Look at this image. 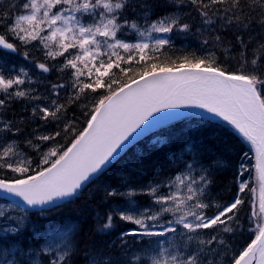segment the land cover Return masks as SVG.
I'll list each match as a JSON object with an SVG mask.
<instances>
[{
  "label": "snow or ice",
  "instance_id": "snow-or-ice-1",
  "mask_svg": "<svg viewBox=\"0 0 264 264\" xmlns=\"http://www.w3.org/2000/svg\"><path fill=\"white\" fill-rule=\"evenodd\" d=\"M5 3L6 8L0 7V27L6 30L0 33V52L17 54L19 41L25 49H42L53 61L63 57L58 71L71 69L70 84L53 83L51 96L57 99H51V105L37 104L32 115L38 110L41 120H59V114L66 113V105L58 101L60 89L70 87L68 105L82 101L86 120L67 146L57 142L41 151V145L34 143L55 142L59 131L26 140V147L39 154L38 162L9 139V133L16 137L20 129L11 121H0V195L15 198L12 205L16 207L22 203L28 209L41 210L68 200L98 177L135 139L134 133L140 135L162 123L158 113L202 109L235 129L254 153L259 203L257 211L256 189L250 188L254 194L250 242L228 257L231 246L219 235L232 234L233 225L239 223V206L244 203L240 193L249 188V181L240 177L250 168L240 164L239 192L233 201L215 203L210 196L213 165L189 146L170 157L177 165L175 174L144 192L151 201L148 207L137 209L130 199L127 210H115L119 220L135 225L120 234L121 256L117 259L85 247V264H264V74L260 67L264 32L251 59L248 57L253 21L264 29V0H165L171 11L156 18L153 9L157 5L151 0H0V5ZM185 9L187 15L198 14L205 30L218 23L222 28L235 26L240 45V64L235 71L223 67L215 52L207 56L192 53L193 58L185 55L179 62H157L156 53L163 55L171 46L170 39L160 37L192 30L184 18ZM244 32H249L247 42ZM132 34L135 42L128 39ZM215 41L222 44L219 35ZM202 43L207 45L209 40ZM224 52L227 58L231 48ZM23 58L29 60L27 52ZM35 67L43 73L52 70L45 62H35ZM4 73L5 66L0 65V109L6 100L44 99L36 90L23 87L34 82L24 67ZM63 131L65 136L73 131L72 122ZM247 157L245 152L241 159ZM222 163L213 162L216 167ZM107 195L132 198L136 191L110 190ZM213 207L216 211L209 215L207 210ZM27 219V214L0 210V264H74L72 257L79 247V242L73 243L74 229L62 231L58 237L41 236L37 231L25 247ZM113 220L109 213L103 230L112 228ZM126 237L141 247L129 249ZM222 256L227 258L222 260Z\"/></svg>",
  "mask_w": 264,
  "mask_h": 264
},
{
  "label": "trees",
  "instance_id": "trees-1",
  "mask_svg": "<svg viewBox=\"0 0 264 264\" xmlns=\"http://www.w3.org/2000/svg\"><path fill=\"white\" fill-rule=\"evenodd\" d=\"M155 3L157 7L153 9L154 15H163L166 12L171 11V9L166 5L165 0H151ZM0 7H7V4L0 5ZM189 10L185 9V19L192 26V30L188 33H178L177 32V42L175 44L171 43L168 47L167 52L161 55L159 52V60L157 62H164L165 60L177 59L189 55L190 58L192 53L196 56H201L202 51L197 48H180L182 43L190 42L195 44H202L204 39L209 40L207 45H203V49L208 52H215L216 59L221 63L223 67L229 71H235L240 64L239 52L240 45L236 40L237 30L235 26L232 28H222L218 23L205 30L206 26L202 25L201 19L198 14L192 12L191 15H187ZM199 29V31H197ZM3 27H0V33L5 32ZM264 32L260 26L253 21V27L251 29V35L253 36L252 42L248 44V57L249 60L252 57V49L256 47L257 42L260 39V34ZM219 35L222 44L218 45L215 41V36ZM11 38V36H9ZM243 38L245 42L249 39V32L243 33ZM19 48L18 55L24 56L27 52L29 55L28 63L34 64L35 62H45L52 66V70L49 73H44L45 77L49 81L55 83H64L66 85L70 84L71 80V69H67L64 72L58 71L59 64L62 62L63 57L57 58L53 61L48 59L42 49L38 47L29 46L27 49L23 45L16 41ZM224 48H231V52L226 58ZM163 51V50H161ZM197 51H200L198 53ZM233 57H236L233 59ZM127 67V65H125ZM138 67V66H137ZM261 72L264 74V61L261 62ZM43 73V72H42ZM131 75V74H130ZM45 89H40V95L44 97ZM71 88L60 89V96L58 101L66 105V113L61 112L59 120H53L51 117L47 121L41 120L39 117L42 115L37 110V115H32V110L37 104H42L41 101H33L26 99V101H16L14 99L6 100V106L0 109V119L3 122L11 121L14 127L20 129L19 134L16 137H12L9 133V139H14L18 142L19 147L27 155H29L34 161H39V154L35 152L31 147H26L25 141L32 139L35 134H50L59 131L61 135L57 137L55 142H41L34 140V143L41 145V151L47 148L48 145L57 143L61 146H67L73 138L74 133H78L85 126L86 117L84 116V109L81 107L82 101H77L70 106L68 105V95L71 92ZM91 96L92 94L89 93ZM3 98V97H0ZM51 99H57L52 97ZM51 99L49 105H51ZM87 103V101H83ZM72 122L73 131H70L67 136L64 135V126L66 123ZM154 135H159L163 138V141H167L166 145L161 148L155 149L156 147L151 146L150 137H145L136 144L131 146L126 150L118 160H116L112 165L107 167L95 180L91 181L78 195L77 197L67 201L62 206L63 209L57 207L55 209L58 217L65 216L71 218L73 221L77 222L78 230L76 232V238H79L83 243L87 242L89 249L100 250L101 248L106 249V255H113L114 241L113 238L120 235V233L127 230L128 225L123 224L115 215L113 206L110 203V197L107 195V190L105 185L110 187L118 186L121 180L120 176H138L144 178L146 174H154V176H160V172L168 167L171 162L170 157L172 156L171 146L173 148L181 146H194L197 151L205 156V160L208 159V164L213 165V183L210 186V196L212 201L219 204L230 203L235 198L238 193L237 182V165L236 160L241 156L242 153L250 151L249 146L243 141L242 137L237 134V132L224 122L220 121H210L207 119L199 117H187L176 123L169 125L167 128L157 131ZM47 146V147H46ZM174 149V150H176ZM215 160H221L222 166L216 167L213 162ZM129 163L124 165L123 163ZM207 162V161H206ZM122 163V164H121ZM120 164L119 167H117ZM169 169H177V166L171 163ZM129 167L125 170V168ZM134 174H132V169ZM157 172V174H156ZM159 174V175H158ZM141 175V176H140ZM143 175V176H142ZM105 181V183H104ZM148 181V180H147ZM104 185V186H103ZM250 188H255L256 205L258 211V182L253 175L249 181V188H246L243 193H240L241 197L244 199V203L239 206L238 211V221L239 223L233 225L235 231L232 234H226L219 232V235L227 238L228 244L231 246V250L228 252L227 256H232L233 252L238 254V251L246 246V243L250 242L252 234L248 231L249 227V216L251 214V205L253 203V193L249 190ZM86 204L87 209L84 207ZM54 209V210H55ZM208 214L211 215L215 213L216 208H210L207 210ZM82 212L83 214H80ZM109 213L114 215L113 227L108 230H103V223L106 222V217ZM78 215L84 217L83 223L79 221ZM38 222L34 220L33 223ZM231 223V222H230ZM93 226V227H92ZM222 227V226H219ZM96 228L97 234L94 230ZM213 231V230H205ZM128 240V238H125ZM91 240L95 243L91 244ZM121 240V239H119ZM121 244V243H120ZM117 251V250H115ZM119 256L113 255L114 258H119ZM227 257H221V259H226ZM74 264H80L75 257H72Z\"/></svg>",
  "mask_w": 264,
  "mask_h": 264
},
{
  "label": "rangeland",
  "instance_id": "rangeland-1",
  "mask_svg": "<svg viewBox=\"0 0 264 264\" xmlns=\"http://www.w3.org/2000/svg\"><path fill=\"white\" fill-rule=\"evenodd\" d=\"M153 35H155V34H153ZM176 36H177V32H174L170 36L160 37V38L170 39L171 43L175 44L177 42ZM149 39L151 40V37ZM131 41L135 42V35L133 36ZM188 45L190 46V48H197L198 50H201L203 52L202 55H206V51L203 49L202 44H195V43L191 44L190 42H187V43H182V45H180L179 47L180 48H187ZM197 52L200 53V51H197ZM0 65L5 66V73H4L5 75L8 74V70H14V71L18 72L21 67H24L29 72L30 76L32 77V80L34 81L30 85L26 84L25 86H23L25 88L33 89V86L36 85L38 83V81H41V72L39 71V69H37L35 67V65H29L28 63L23 62V58H11V57L4 55L0 52ZM162 142H163V139L154 138L153 142L151 143V146L153 148L156 147L155 149L161 148L163 146ZM50 146L51 145H48V147H50ZM188 147H189V145L183 146L182 148H188ZM182 148L177 149L176 153H180ZM43 150L46 151L47 148H44ZM243 154L238 158V160H236V163H235L237 165V170H238L237 177L239 176V172H240V164L244 163L245 165H247L250 168V171L245 172L243 177H240V179L249 181V179L252 176V172H253V168H254V164H255V157L253 155L248 154L247 158L241 159L243 157ZM187 155H188V153H185V156H187ZM171 163L172 162H170L168 164V167H170V165H172ZM126 164L128 166H130L128 161H127V163L122 164L123 167ZM119 166H120V164L117 167H119ZM168 167L163 169V171L160 172L161 173L160 176H156V175L154 176V174H146L145 179H144V178H140L139 174H138V176H135V177L132 175V183H131L130 178H128V176H124L125 177V179L123 181L124 186H122V188H120L118 190H116L113 187L103 185L105 187V189L107 190V192L110 190H116L117 192H120V193H126L129 190H135L136 191V195L133 196L132 198H128L127 196H124V195L114 196V197L118 198L120 201L118 200L119 202L112 204L113 210L114 211L118 210V209L119 210H127L129 208L130 199L132 202H134V206L137 209H143L145 207H148L151 204V201H150V198L144 194V192H146L147 189L150 186H152L154 183H156L160 180L166 179L167 177L175 174L176 169H174V168L169 169ZM128 168L129 167L125 168V170ZM131 171H132V174H134V172H136V171H133V167H132ZM156 174H157V172H156ZM104 183H105V181H104ZM238 187H239V184H238ZM63 208H64V206H62L60 209H63ZM21 209H23V208L20 206L16 207V206L12 205L11 201H7V200L0 198V210L11 211L17 215L27 214L28 219L26 221V227H25L26 230L28 229V227L31 224L33 219L39 220L36 223H32L31 230L28 232L29 238H31V235H30L31 232H33L34 230H36L39 227H40V231H41L42 236H44L46 234H52L53 236L58 237V234L60 232L65 231L68 228L74 229V236L76 235V232L78 230L77 222L74 223V221L71 218L63 217L61 215L58 217V215L56 213H58L60 211V209L57 212H56L57 209H55V210L53 209V210H48V211L41 212V213L36 212V211H34V212L28 211L26 209H23V211H21ZM38 213H40V214H38ZM117 218L119 220L118 215H117ZM168 218L169 217H165L163 219L166 220ZM119 221L125 225L130 226L129 229L135 228V225L125 223L121 220H119ZM126 238H128V246L127 247L129 249H136V248L141 247V245L135 244L132 242L133 238H131V237H126ZM30 242H32V240H29L27 242V244ZM73 243H74V240H73ZM92 250H94V249H92ZM95 251L101 252V253L106 255V249L105 248H104V250L101 249V250H95ZM129 255H131V252H129ZM73 262H74V260H73Z\"/></svg>",
  "mask_w": 264,
  "mask_h": 264
},
{
  "label": "bare ground",
  "instance_id": "bare-ground-1",
  "mask_svg": "<svg viewBox=\"0 0 264 264\" xmlns=\"http://www.w3.org/2000/svg\"><path fill=\"white\" fill-rule=\"evenodd\" d=\"M9 39H11L10 37H8ZM30 65H35V63L34 64H31L30 63ZM53 83H55V82H51V81H49L48 80V78L47 77H45V75H44V73H42L41 72V81H38V83L36 84V85H34L33 86V89L34 90H36V92L38 93V94H40V89H45L44 90V92H45V95H44V99H45V101H43V102H41L42 104H40V105H49V101H50V99H51V85L53 84ZM41 96H42V93H41ZM14 100H16V101H26V99H23V100H21V99H14ZM1 120V119H0ZM1 121H3V120H1ZM167 141H163L162 143L164 144V145H166L167 143H166ZM183 146H179V147H177V149H179V148H182ZM171 148V152L172 153H176L177 152V149L176 148H173V147H170ZM174 149H176V150H174ZM203 158H204V161L208 164V159L207 160H205V156H203ZM174 165H176V164H174ZM121 178V180L119 181V184H118V186H115L114 188L116 189V190H118V189H120V188H122V186H124V183H123V181H124V179H125V177H122V176H120ZM128 178H130V180H131V183H132V177H130V176H128ZM236 185H237V187H238V183L236 182ZM239 188V187H238ZM110 203L109 204H115V203H117V202H119L120 200L118 199V198H116V197H110ZM119 200V201H118ZM84 207L87 209V206H86V204L84 205ZM80 214H83L82 212H80ZM63 217H65V216H63ZM78 218H79V221H81L82 223L84 222V221H86L85 219V215H84V217L83 216H81V215H78ZM33 221H34V219L32 220V222H31V224L29 225V227H28V229L26 230H24V238H23V244L26 246L27 245V242L29 241V240H32V236H34L35 234H36V232L37 231H39V233H40V235H41V231H40V227L39 228H37L36 230H34L33 232H31V238H29V234H28V232L31 230V227H32V223H33ZM70 221V220H69ZM71 222V221H70ZM74 223H75V221H74ZM93 227V226H92ZM129 227L130 226H128V228H127V230H130L129 229ZM94 230H95V232H96V234H97V230H96V228H94ZM121 234V233H120ZM42 236V235H41ZM76 237V235L74 236V238H73V240H74V243H77V242H79V247H78V249H77V251H76V254L73 256V257H75L76 258V260L80 263V264H85V256H84V250H85V247H87V248H90V247H88V246H90V245H88V244H85V243H83V241L82 240H80L79 238H75ZM119 239H121V237H120V235H118L117 237H115V238H113V241H114V250H113V255H116V256H119L121 253H122V249H121V240H119ZM93 243H95L94 241H92L91 240V244H93ZM101 249H103V248H101ZM100 249V250H101ZM104 250V249H103ZM115 250H117V251H115Z\"/></svg>",
  "mask_w": 264,
  "mask_h": 264
},
{
  "label": "water",
  "instance_id": "water-1",
  "mask_svg": "<svg viewBox=\"0 0 264 264\" xmlns=\"http://www.w3.org/2000/svg\"><path fill=\"white\" fill-rule=\"evenodd\" d=\"M188 113H201V114H204V115H209V116H212V117H215L213 116L212 114L202 110V109H197V108H182V109H169V110H165L163 111L162 113H158L157 116H160V117H163V122L156 125V126H150L147 130H145L144 132H142L140 135H136L135 133L133 134L135 136V139L131 141V143L133 141H135L137 138H139L140 136H142L143 134L147 133V132H150L152 131L153 129H155L156 127H159L160 125L164 124V123H167L169 121H172V120H176L180 117H182L183 115L185 114H188ZM217 119H220L218 117H215ZM139 131V130H138ZM130 144V143H129ZM127 144V146L129 145ZM126 146V147H127ZM125 147V148H126ZM124 148V149H125ZM123 149V150H124ZM122 152V151H121ZM2 196V195H0ZM3 197V196H2ZM5 198V197H4ZM7 199L9 200H12L15 199V198H12V197H8ZM61 201H57V203H59ZM22 204V203H21ZM23 205V204H22ZM24 206V205H23ZM27 207V206H26Z\"/></svg>",
  "mask_w": 264,
  "mask_h": 264
}]
</instances>
